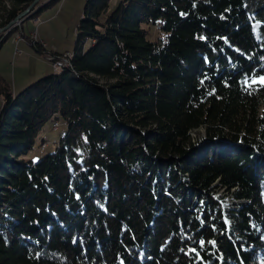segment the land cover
<instances>
[{
    "label": "trees",
    "instance_id": "obj_1",
    "mask_svg": "<svg viewBox=\"0 0 264 264\" xmlns=\"http://www.w3.org/2000/svg\"><path fill=\"white\" fill-rule=\"evenodd\" d=\"M69 54L0 78V264H264V0H86Z\"/></svg>",
    "mask_w": 264,
    "mask_h": 264
},
{
    "label": "rangeland",
    "instance_id": "obj_2",
    "mask_svg": "<svg viewBox=\"0 0 264 264\" xmlns=\"http://www.w3.org/2000/svg\"><path fill=\"white\" fill-rule=\"evenodd\" d=\"M45 1L47 0H37L26 13L0 32L1 35L11 30L0 44V78L13 92H18L36 78L56 70L52 61L47 58L51 51L62 53L72 52L74 49L76 29L86 0H55L40 7ZM32 8H37L33 17L29 16ZM35 30L40 33V38H33L32 33ZM17 33L20 34V43L15 39ZM158 34L159 32L154 30V37ZM32 44L39 47L46 45V53L39 52ZM259 79L260 77L257 78L258 81ZM56 124L59 126L56 127ZM202 130L203 128L198 131ZM64 132L63 124L48 123L41 133L45 139L42 148L45 146V149L40 152L51 150ZM196 133L191 131L193 136ZM214 192L215 195L222 196L226 203L237 202L224 187H216Z\"/></svg>",
    "mask_w": 264,
    "mask_h": 264
},
{
    "label": "built area",
    "instance_id": "obj_3",
    "mask_svg": "<svg viewBox=\"0 0 264 264\" xmlns=\"http://www.w3.org/2000/svg\"><path fill=\"white\" fill-rule=\"evenodd\" d=\"M32 36H33L34 39L40 38L39 37L40 36V33H37V30H35L32 33ZM66 53H67V51L64 52V53H62L61 56H57V57H54V56L51 55V53H49L47 55V58H49L52 61L54 67H58L60 64H65V54Z\"/></svg>",
    "mask_w": 264,
    "mask_h": 264
},
{
    "label": "water",
    "instance_id": "obj_4",
    "mask_svg": "<svg viewBox=\"0 0 264 264\" xmlns=\"http://www.w3.org/2000/svg\"><path fill=\"white\" fill-rule=\"evenodd\" d=\"M36 1L37 0H32L31 3H29V5L24 10L20 11L13 19L9 20L5 25L0 26V32H2L4 29L10 26L13 22H15L21 15L26 13L32 7V5L35 4Z\"/></svg>",
    "mask_w": 264,
    "mask_h": 264
},
{
    "label": "bare ground",
    "instance_id": "obj_5",
    "mask_svg": "<svg viewBox=\"0 0 264 264\" xmlns=\"http://www.w3.org/2000/svg\"><path fill=\"white\" fill-rule=\"evenodd\" d=\"M71 54V53H70ZM69 52L67 51V53L65 54V64H60L58 67H54L56 70L60 69L62 66L69 64V57H70ZM57 123V122H55ZM57 125V124H56Z\"/></svg>",
    "mask_w": 264,
    "mask_h": 264
},
{
    "label": "snow or ice",
    "instance_id": "obj_6",
    "mask_svg": "<svg viewBox=\"0 0 264 264\" xmlns=\"http://www.w3.org/2000/svg\"><path fill=\"white\" fill-rule=\"evenodd\" d=\"M258 82L264 85V76L260 77ZM253 83H257V81L254 80ZM211 243L215 244V241H211ZM201 247H203V242H201ZM192 251L195 252V249H192Z\"/></svg>",
    "mask_w": 264,
    "mask_h": 264
},
{
    "label": "crops",
    "instance_id": "obj_7",
    "mask_svg": "<svg viewBox=\"0 0 264 264\" xmlns=\"http://www.w3.org/2000/svg\"><path fill=\"white\" fill-rule=\"evenodd\" d=\"M11 32V30H7V32H6V36L9 34ZM20 34L19 33H17V35L15 36V39H16V41H18L17 43H20L21 41V39H20V36H19ZM5 36V37H6ZM29 44V43H28ZM46 46V45H45ZM20 51V50H19ZM0 103H1V98H0Z\"/></svg>",
    "mask_w": 264,
    "mask_h": 264
}]
</instances>
